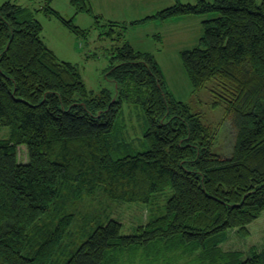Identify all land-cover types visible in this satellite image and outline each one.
I'll use <instances>...</instances> for the list:
<instances>
[{"label": "trees", "instance_id": "obj_1", "mask_svg": "<svg viewBox=\"0 0 264 264\" xmlns=\"http://www.w3.org/2000/svg\"><path fill=\"white\" fill-rule=\"evenodd\" d=\"M49 2L45 14L75 36L87 33ZM68 2L99 27L88 0ZM207 13L217 16L201 22L198 45L180 59L193 93L206 90L212 107H223L228 155L218 150L220 124H205L167 92L154 55L124 40L126 24L106 21L122 42L106 73L115 94H94L77 67L44 43L34 13L0 4V129L9 128L0 138V264H118V257L176 264L177 250L180 264H264V247L250 248L244 259L220 247L229 230L248 235L264 211V0H174L131 25ZM123 101L143 110L145 148L118 157L116 148L127 146L114 134ZM97 196L164 202L159 214L123 235L119 221L96 213L76 225V204ZM76 227L83 231L78 240Z\"/></svg>", "mask_w": 264, "mask_h": 264}, {"label": "rangeland", "instance_id": "obj_2", "mask_svg": "<svg viewBox=\"0 0 264 264\" xmlns=\"http://www.w3.org/2000/svg\"><path fill=\"white\" fill-rule=\"evenodd\" d=\"M10 1L14 4L39 8L44 6L47 0H0V4ZM183 4H194L196 0H178ZM211 2L212 0H206ZM174 0H100L101 7L110 12L114 20L126 24L124 40L128 41L136 51L152 53L164 76L167 92L174 99L186 104L191 112L198 113L202 121L211 126H220L218 131V150L228 155L232 148V136L228 123H221L223 107L213 108L211 97L206 90L193 93V89L184 71L180 52L191 49L198 45L199 38L203 33L201 22L209 20L217 15L207 13L203 15H190L173 18L167 21L154 20L150 22L131 25L132 21L144 19L154 15L157 11L172 5ZM50 5V3H49ZM51 7L58 9L64 19H70L71 8L68 0L52 1ZM70 8V9H69ZM107 14V13H106ZM37 19L42 25V40L50 48L59 60L75 65L82 77L86 88L96 94L102 89H108L115 94V84L106 76L107 69L111 64L112 50L122 45L117 41L118 29L107 25V20H101L99 27L94 26L93 19L87 14H79L73 23L86 30L84 36H75L68 32L55 18L36 13ZM129 26V27H128ZM110 29L115 33L111 36ZM117 31V32H116ZM123 113L116 120L114 134L119 141H124L127 146L116 148L115 156H122L130 151H143V132L146 128L143 110L135 105L123 101ZM222 124V125H221ZM117 133V134H116ZM9 135V128L0 129V138ZM24 146L18 148L19 161L26 160ZM163 198L153 205L146 206L141 203H111L102 196L93 200H82L76 204V225L83 226L82 219L96 213L101 218L110 217L119 221L122 225L121 234H134L139 225H144L153 216L161 211ZM77 226V227H78ZM74 230V239L78 240L83 231L79 228ZM249 234L242 236L235 230H229L226 240L220 245L224 251H237L242 253L243 259L247 257L250 248L261 249L264 247V211L260 216L248 225ZM89 230V227H86ZM77 236V237H76ZM68 242V241H67ZM177 250L173 252V260L181 263L183 254ZM169 254V253H168ZM176 254H180L176 257ZM177 258H180L178 260ZM118 257V264H130ZM176 263V264H177Z\"/></svg>", "mask_w": 264, "mask_h": 264}, {"label": "crops", "instance_id": "obj_3", "mask_svg": "<svg viewBox=\"0 0 264 264\" xmlns=\"http://www.w3.org/2000/svg\"><path fill=\"white\" fill-rule=\"evenodd\" d=\"M49 0H47V2H48ZM52 1H55V0H50V6H51V3H52ZM88 3H89V5H90V7H91V9H92V11H93V13L94 14H96V15H99L101 18H102V20H107V21H114V22H122L121 20L120 21H118L117 19L116 20H114L115 19V17H111L110 16V12H108V11H106L105 9H104V7H101V4H100V0H88ZM68 5H69V7L71 8V12H70V14H71V16L72 17H70V18H72V19H76L77 17H78V15L79 14H81V13H76L75 11H74V9L70 6V4H69V2H68ZM23 7H25V6H23ZM26 9H28L30 12H32V13H34V16H35V18L37 19V15H36V13L38 14V13H43V15L44 16H48L47 14H45L43 11H42V7L40 6L39 8H30V7H25ZM53 8V7H52ZM69 8V9H70ZM54 10H56V11H58V9H55V8H53ZM59 12V11H58ZM60 13V12H59ZM107 13V14H106ZM38 20V19H37ZM139 20H141V19H139ZM39 21V20H38ZM135 21H137V20H135ZM148 22H150V21H148Z\"/></svg>", "mask_w": 264, "mask_h": 264}]
</instances>
